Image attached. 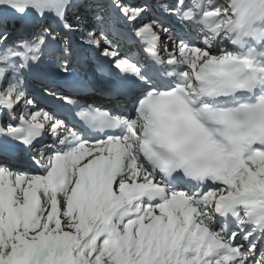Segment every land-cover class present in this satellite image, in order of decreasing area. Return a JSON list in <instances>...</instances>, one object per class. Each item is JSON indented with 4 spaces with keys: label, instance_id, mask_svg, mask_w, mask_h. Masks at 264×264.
<instances>
[{
    "label": "snow or ice",
    "instance_id": "obj_1",
    "mask_svg": "<svg viewBox=\"0 0 264 264\" xmlns=\"http://www.w3.org/2000/svg\"><path fill=\"white\" fill-rule=\"evenodd\" d=\"M0 264H264V0H0Z\"/></svg>",
    "mask_w": 264,
    "mask_h": 264
}]
</instances>
